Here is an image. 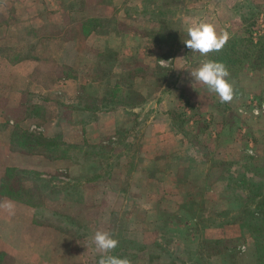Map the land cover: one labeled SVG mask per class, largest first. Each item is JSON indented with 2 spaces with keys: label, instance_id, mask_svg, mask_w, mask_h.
Returning a JSON list of instances; mask_svg holds the SVG:
<instances>
[{
  "label": "rangeland",
  "instance_id": "374dc122",
  "mask_svg": "<svg viewBox=\"0 0 264 264\" xmlns=\"http://www.w3.org/2000/svg\"><path fill=\"white\" fill-rule=\"evenodd\" d=\"M228 3L122 0L61 35L0 29V264H98L97 230L131 264H264V67L184 44L200 23L264 34V0ZM206 60L232 102L190 76Z\"/></svg>",
  "mask_w": 264,
  "mask_h": 264
},
{
  "label": "clouds",
  "instance_id": "9594fccd",
  "mask_svg": "<svg viewBox=\"0 0 264 264\" xmlns=\"http://www.w3.org/2000/svg\"><path fill=\"white\" fill-rule=\"evenodd\" d=\"M188 39L185 46L201 56H208L213 52H220L230 39L227 32L218 33L215 25L200 23L187 29ZM167 61L160 59L162 67ZM190 76L197 82L205 85L210 92L219 97L220 103H230L235 97L234 85L228 77L230 72L226 65L214 60L204 61L198 68L190 72ZM4 207L11 210L12 205L7 203ZM96 251L100 254L98 264H131L128 258L111 255L119 245V240L108 231L97 230L93 237Z\"/></svg>",
  "mask_w": 264,
  "mask_h": 264
},
{
  "label": "crops",
  "instance_id": "0c3cea01",
  "mask_svg": "<svg viewBox=\"0 0 264 264\" xmlns=\"http://www.w3.org/2000/svg\"><path fill=\"white\" fill-rule=\"evenodd\" d=\"M122 0H1L0 6L10 10V16L14 19V26L1 24L2 35L5 33L13 36L26 34L27 29L38 32L44 25L50 29L59 31L61 35L70 26L71 20L84 18L107 17L111 15L113 7ZM230 4L233 0H226ZM13 26V27H11ZM100 33L90 29L88 38L99 36ZM21 60L28 61L23 58ZM8 64L7 62H5ZM21 65V62L13 64ZM166 143V141H164ZM160 145L162 141H160ZM165 176V174L163 175Z\"/></svg>",
  "mask_w": 264,
  "mask_h": 264
},
{
  "label": "trees",
  "instance_id": "16d2710c",
  "mask_svg": "<svg viewBox=\"0 0 264 264\" xmlns=\"http://www.w3.org/2000/svg\"><path fill=\"white\" fill-rule=\"evenodd\" d=\"M253 20L254 17L249 20L248 25H251ZM247 31L246 37L229 39L220 52H213L214 59L233 63L237 58V60L251 62L252 68L264 67V34L257 36L253 40L250 34L251 31Z\"/></svg>",
  "mask_w": 264,
  "mask_h": 264
},
{
  "label": "built area",
  "instance_id": "2783aa9c",
  "mask_svg": "<svg viewBox=\"0 0 264 264\" xmlns=\"http://www.w3.org/2000/svg\"><path fill=\"white\" fill-rule=\"evenodd\" d=\"M255 112H257V111L255 110Z\"/></svg>",
  "mask_w": 264,
  "mask_h": 264
}]
</instances>
